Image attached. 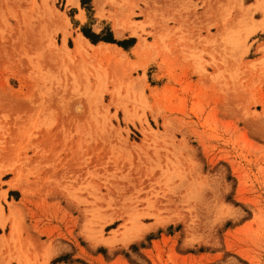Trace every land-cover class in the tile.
I'll list each match as a JSON object with an SVG mask.
<instances>
[{"label": "rangeland", "instance_id": "1", "mask_svg": "<svg viewBox=\"0 0 264 264\" xmlns=\"http://www.w3.org/2000/svg\"><path fill=\"white\" fill-rule=\"evenodd\" d=\"M0 264H264V0H0Z\"/></svg>", "mask_w": 264, "mask_h": 264}, {"label": "bare ground", "instance_id": "2", "mask_svg": "<svg viewBox=\"0 0 264 264\" xmlns=\"http://www.w3.org/2000/svg\"><path fill=\"white\" fill-rule=\"evenodd\" d=\"M70 1H72V2H74L75 3V0H70ZM103 0H96V2H97V4H101V2H102ZM259 4H261V3H259ZM257 6V5H256ZM257 7H259L260 8V5L259 6H257ZM82 19H83V15H81L80 16ZM116 27V34L118 35V36H123V34H124V31H125V29H126V25H124L123 23H117V25L115 26ZM85 45H87L88 46V43H87V41L86 40H84L81 36L80 37H78V39L76 40V46H75V52H76V54L77 55H79V56H82V55H85V48H84V46ZM94 47V46H93ZM98 49H100L101 50V52H102V50H104L105 48H107V47H105L104 49H103V46L102 45H100V46H98L97 47ZM65 49V51H67L66 50V48H64ZM110 49V48H109ZM111 49H114V50H117L115 47H111ZM108 50V49H107ZM106 50V51H107ZM99 51V50H98ZM120 52V51H119ZM99 53V52H98ZM103 53V52H102ZM101 53V54H102ZM97 76V75H96ZM100 77V75L99 76H97L96 77V79L97 78H99ZM100 79V78H99ZM104 80V79H103ZM84 81V80H83ZM103 82H102V80L100 81V84H102ZM102 91L101 92H103V89L101 88V87H99ZM19 177V176H18ZM17 181V180H16ZM2 223V222H1ZM16 228V227H15ZM14 227L12 228V230H13V232H12V238L14 237V235L16 234L15 232H16V230L17 229H15ZM14 234V235H13ZM15 238V237H14Z\"/></svg>", "mask_w": 264, "mask_h": 264}, {"label": "crops", "instance_id": "3", "mask_svg": "<svg viewBox=\"0 0 264 264\" xmlns=\"http://www.w3.org/2000/svg\"><path fill=\"white\" fill-rule=\"evenodd\" d=\"M78 37H80V36H78ZM81 37H82L84 40H86L85 37H83V36H81ZM86 41H87V40H86ZM87 42H88V41H87Z\"/></svg>", "mask_w": 264, "mask_h": 264}, {"label": "trees", "instance_id": "4", "mask_svg": "<svg viewBox=\"0 0 264 264\" xmlns=\"http://www.w3.org/2000/svg\"><path fill=\"white\" fill-rule=\"evenodd\" d=\"M98 44V43H97ZM122 44V43H121Z\"/></svg>", "mask_w": 264, "mask_h": 264}]
</instances>
